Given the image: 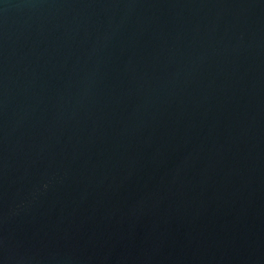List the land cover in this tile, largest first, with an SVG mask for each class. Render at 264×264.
<instances>
[{
  "label": "water",
  "instance_id": "water-1",
  "mask_svg": "<svg viewBox=\"0 0 264 264\" xmlns=\"http://www.w3.org/2000/svg\"><path fill=\"white\" fill-rule=\"evenodd\" d=\"M0 264H264V0H0Z\"/></svg>",
  "mask_w": 264,
  "mask_h": 264
}]
</instances>
